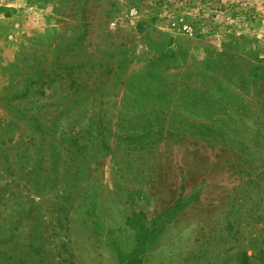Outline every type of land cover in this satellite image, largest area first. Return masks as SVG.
Listing matches in <instances>:
<instances>
[{"label":"rangeland","instance_id":"374dc122","mask_svg":"<svg viewBox=\"0 0 264 264\" xmlns=\"http://www.w3.org/2000/svg\"><path fill=\"white\" fill-rule=\"evenodd\" d=\"M0 264H264V0H0Z\"/></svg>","mask_w":264,"mask_h":264},{"label":"built area","instance_id":"2783aa9c","mask_svg":"<svg viewBox=\"0 0 264 264\" xmlns=\"http://www.w3.org/2000/svg\"><path fill=\"white\" fill-rule=\"evenodd\" d=\"M127 16L129 17V20L133 21L132 23H136L137 21H139L138 8H131L127 13ZM112 24H115V22H113Z\"/></svg>","mask_w":264,"mask_h":264},{"label":"trees","instance_id":"16d2710c","mask_svg":"<svg viewBox=\"0 0 264 264\" xmlns=\"http://www.w3.org/2000/svg\"><path fill=\"white\" fill-rule=\"evenodd\" d=\"M20 96H22V95H20Z\"/></svg>","mask_w":264,"mask_h":264}]
</instances>
